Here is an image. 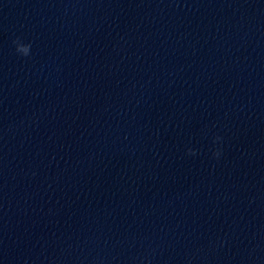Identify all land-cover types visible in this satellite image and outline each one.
Here are the masks:
<instances>
[{
	"label": "water",
	"instance_id": "water-1",
	"mask_svg": "<svg viewBox=\"0 0 264 264\" xmlns=\"http://www.w3.org/2000/svg\"><path fill=\"white\" fill-rule=\"evenodd\" d=\"M0 264H264V0H0Z\"/></svg>",
	"mask_w": 264,
	"mask_h": 264
},
{
	"label": "clouds",
	"instance_id": "clouds-1",
	"mask_svg": "<svg viewBox=\"0 0 264 264\" xmlns=\"http://www.w3.org/2000/svg\"><path fill=\"white\" fill-rule=\"evenodd\" d=\"M13 44L15 45V51L22 56H29L31 53V44H25L23 43L20 38H17L13 41ZM216 139H219V137H217ZM188 154L189 155H195V151L193 149H188ZM219 152H215L214 156H219Z\"/></svg>",
	"mask_w": 264,
	"mask_h": 264
}]
</instances>
